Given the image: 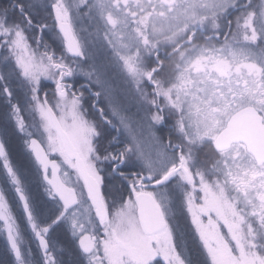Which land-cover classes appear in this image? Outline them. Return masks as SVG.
<instances>
[{"label":"snow or ice","instance_id":"obj_1","mask_svg":"<svg viewBox=\"0 0 264 264\" xmlns=\"http://www.w3.org/2000/svg\"><path fill=\"white\" fill-rule=\"evenodd\" d=\"M0 264H264V0H0Z\"/></svg>","mask_w":264,"mask_h":264}]
</instances>
